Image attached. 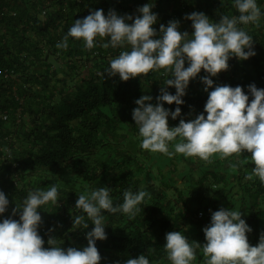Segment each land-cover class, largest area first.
Segmentation results:
<instances>
[{"label": "trees", "instance_id": "trees-1", "mask_svg": "<svg viewBox=\"0 0 264 264\" xmlns=\"http://www.w3.org/2000/svg\"><path fill=\"white\" fill-rule=\"evenodd\" d=\"M149 2L158 14L153 26L157 31L161 23L167 25L177 19L180 31L191 33V21L185 16L193 11L204 12L215 21L222 14H238L232 0H0V190L10 201L4 216H10L15 203L21 204L29 191L57 184L58 202L40 209L43 223L39 233L44 246H49L51 236L64 248L83 247L87 245L86 232L94 225L88 220V229L73 227L72 216L81 214L75 208L78 194L107 186L114 204H118L123 202L125 190L145 189L150 198L134 217L104 212L107 238L96 242L100 264H123L140 254L155 264H171L163 247L166 233L179 230L190 242L202 245L206 242L203 228L210 223L211 212L224 207L215 206L203 215L200 206H190L182 192L172 202L147 172L146 185L142 186L140 174L145 166L127 146L134 137L142 148L132 109L137 107L135 100L145 94L151 95L155 103L161 84L169 78L163 69L127 81L118 75L109 76L105 70L110 60L124 49L104 48L107 37H97L92 49L74 37H69L67 48L57 47L74 21L90 11L103 9L107 15L113 9L119 15L135 17L139 15L137 8ZM258 4L264 9V0H258ZM242 27L253 37L256 55L243 61L231 58L228 70L212 79L214 84L240 85L247 93L252 83L264 88V17L259 26ZM203 75L206 73L202 69L190 81L183 97L185 103L180 105L181 117H169L170 127L178 125L181 118L194 119L204 110L208 93L200 80ZM168 90L175 93L174 87ZM164 107L174 111L177 105L165 102ZM247 154L222 157L214 164L208 160L199 182L205 184L210 179L222 184L227 171L235 170L233 191L237 190L236 196L241 194V201L246 202L247 207L239 210L252 229L246 234L249 243L255 246L264 234V184L255 176L246 178L254 167L246 160ZM232 163L238 166L231 167ZM207 166L213 168H204ZM47 172L72 176L74 181L49 179L44 177ZM193 193L191 190L189 195L195 202L199 194ZM190 227L198 231L196 235L189 234ZM203 255L202 248H198L193 264L200 263Z\"/></svg>", "mask_w": 264, "mask_h": 264}, {"label": "clouds", "instance_id": "clouds-1", "mask_svg": "<svg viewBox=\"0 0 264 264\" xmlns=\"http://www.w3.org/2000/svg\"><path fill=\"white\" fill-rule=\"evenodd\" d=\"M232 4L238 14H222L218 21L201 11L186 14L185 19L191 21V33L181 32L177 19L167 25L161 23L157 31L153 26L158 22V14L153 12L152 2L139 6V15L135 17L119 15L113 9L105 15L103 9H97L76 19L57 47L67 48L69 37H74L92 49L97 37H107L104 48L124 49L110 60L105 70L109 76L118 75L127 81L163 69L169 78L161 84L155 103L151 95L145 94L135 100L137 107L132 109V119L142 138L141 147L169 157L180 153L205 161L216 153L227 158L247 151L254 167L246 178L251 180L255 176L264 184V88L252 83L246 93L240 85L214 84L212 79L228 70L231 58L243 61L256 55L253 37L242 25L259 26L264 9L258 0H232ZM202 69L206 75L200 80L208 93L204 110L194 119L181 118L178 125L170 127L169 117L173 120L181 117L180 105L185 103L183 97L189 83ZM169 87L175 88L174 94ZM165 102L175 103L177 107L173 111L164 107ZM173 141L177 142L172 145L174 151H170ZM111 191L104 186L77 195L75 208L81 214L72 216L73 227L88 229V220L94 227L86 232V246L64 248L51 236L47 240L49 246L45 247L39 233L43 223L40 209L58 202L57 184L29 191L21 204L15 203L7 217L4 214L10 201L0 190V264H100L102 257L96 242L107 238L104 212L134 217L145 199L150 198L143 188L135 192L128 189L123 192V202L114 204ZM17 215L18 219L13 218ZM243 215L233 207L212 211L210 223L203 228L206 242L202 245L190 242L179 230L167 232L163 246L167 259L171 264H193L197 249L202 248L205 264H264V234L257 245H251L246 234L252 229ZM123 264H155V261L140 254Z\"/></svg>", "mask_w": 264, "mask_h": 264}, {"label": "rangeland", "instance_id": "rangeland-1", "mask_svg": "<svg viewBox=\"0 0 264 264\" xmlns=\"http://www.w3.org/2000/svg\"><path fill=\"white\" fill-rule=\"evenodd\" d=\"M130 151L136 155L137 159L145 166L144 173L140 174L143 182L142 186H145V173L147 172L153 182L160 185L164 189V193L168 199L172 202L177 199L178 193L182 192L186 198H188L189 205L195 208H199V212L203 215L210 212L213 207L224 206V208H231L239 210L242 206H246V202L241 201V194L236 196L237 190L233 191L235 181L234 169L227 171L226 180L222 184H215L212 180H208L205 184L199 182L202 176L203 165H207L210 162L200 159L198 156L186 157L183 154L176 153L169 157L163 153L151 152L143 148L139 149L136 145L134 137L129 139L127 144ZM174 151V147L170 149ZM222 156L219 153L213 154L209 160H212L213 164L221 160ZM246 160L251 161L250 153L247 154ZM252 162V161H251ZM213 168V166H207L204 168ZM202 168V169H201ZM44 174V173H42ZM52 180H60L73 182L72 176H58L56 172H47L44 174ZM193 190L194 193H198L199 196L195 202L191 200L189 192ZM193 193V194H194ZM264 201L261 202V204ZM208 224H206L207 226ZM190 235H196L198 231L193 227L188 229ZM195 264H205V257L201 258V262Z\"/></svg>", "mask_w": 264, "mask_h": 264}, {"label": "built area", "instance_id": "built-area-1", "mask_svg": "<svg viewBox=\"0 0 264 264\" xmlns=\"http://www.w3.org/2000/svg\"><path fill=\"white\" fill-rule=\"evenodd\" d=\"M7 117L5 116L4 119H6Z\"/></svg>", "mask_w": 264, "mask_h": 264}]
</instances>
